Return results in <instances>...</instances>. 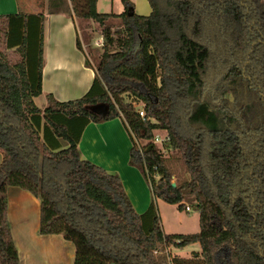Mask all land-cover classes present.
<instances>
[{
	"label": "trees",
	"instance_id": "trees-1",
	"mask_svg": "<svg viewBox=\"0 0 264 264\" xmlns=\"http://www.w3.org/2000/svg\"><path fill=\"white\" fill-rule=\"evenodd\" d=\"M71 1L78 18L103 27V52L84 96L48 95L43 110L34 101L43 18L0 15V264H20L10 186L40 199L39 233L71 241L74 264H163L162 250L194 243L201 256L170 264H264V0H148L149 15L132 0L119 14ZM112 19L122 24L113 29ZM125 93L145 103L148 119ZM118 117L153 196L181 209L193 201L199 232L166 234L154 202L138 213L121 176L82 157L85 127ZM157 130L167 132L162 148ZM169 150L188 173L176 185Z\"/></svg>",
	"mask_w": 264,
	"mask_h": 264
},
{
	"label": "crops",
	"instance_id": "crops-1",
	"mask_svg": "<svg viewBox=\"0 0 264 264\" xmlns=\"http://www.w3.org/2000/svg\"><path fill=\"white\" fill-rule=\"evenodd\" d=\"M132 1L138 14L151 13V6L149 12L145 7L143 11H139L138 0ZM119 5L117 12L113 13L124 11L122 0ZM2 14H20L25 18L39 15L43 18V93L34 98L39 108L43 110L48 106V95L59 101H69L84 96L90 90L96 71L84 46L78 45V17L71 0H0V15ZM132 146L128 129L120 117L89 123L79 142L83 158L108 171L113 170L112 168L116 170L114 172L121 176L136 211L143 213L150 207L153 193L152 188L151 193L147 189L143 172L130 162ZM106 154L112 164L100 161L101 156ZM1 160L0 154V162ZM137 188H141L140 191ZM40 212L39 198L20 187L8 188V217L20 264H74L76 248L71 241L62 234L39 233ZM196 244L201 248L200 243L192 245ZM173 249L183 250L184 247Z\"/></svg>",
	"mask_w": 264,
	"mask_h": 264
},
{
	"label": "rangeland",
	"instance_id": "rangeland-1",
	"mask_svg": "<svg viewBox=\"0 0 264 264\" xmlns=\"http://www.w3.org/2000/svg\"><path fill=\"white\" fill-rule=\"evenodd\" d=\"M38 1V0H37ZM41 1V0H39ZM99 1V2H98ZM98 2V9L100 13H109V12H117L120 7L121 0H97ZM139 3V11H143V7H145L146 11H150V5L148 0H138ZM142 3V4H141ZM145 14V13H142ZM78 24H79V30H80V38L82 45L84 46L86 52L89 54V58L91 62L95 65L97 63V59L103 52L102 47H97L93 45L96 37L101 35V30L103 27L97 22V21H91V20H84L81 18H78ZM122 23L119 19H112L110 21L109 25L113 27V29L120 26ZM12 58L14 61H17L20 59V55L15 53H12ZM129 93H125L124 100L127 102ZM159 134L161 136H166V131H155V135ZM132 141V140H131ZM139 143L143 144L144 141H139ZM138 143V144H139ZM160 148H162V143H158ZM163 150V149H162ZM164 156L169 159V164L171 167L176 171L175 174L172 175L173 183L177 184L179 180H181L184 177L188 176L186 167L183 162L178 160L179 154L173 150L164 151ZM99 159V158H98ZM102 162L106 164H112V160L109 159V156L106 154L104 156H101L100 158ZM113 166V165H112ZM111 166V167H112ZM113 170L109 172L115 173L116 170L112 168ZM115 171V172H114ZM144 181L147 186V189L151 193V185L148 179L144 176ZM139 191L141 188H137ZM153 193V192H152ZM152 202H154L158 216L161 220V224L163 227V230L166 234H192L197 233L200 231V212L195 207L193 201L191 200H185L184 204L185 206L183 209L179 207V204H173L166 202L165 200L161 198H157L152 196ZM186 205L191 206V210H186ZM173 249V247L167 248L162 250L159 254V256L162 258L163 264H170V258L172 257L174 260L175 256H178L179 258H194L196 255L201 256V248L198 244L196 245H187L184 246V249ZM184 251L188 253H184ZM181 256V257H180Z\"/></svg>",
	"mask_w": 264,
	"mask_h": 264
},
{
	"label": "built area",
	"instance_id": "built-area-1",
	"mask_svg": "<svg viewBox=\"0 0 264 264\" xmlns=\"http://www.w3.org/2000/svg\"><path fill=\"white\" fill-rule=\"evenodd\" d=\"M93 43H94L93 45H95L97 47H103V45H104V36L102 34L99 35L98 37H96V39H95V41ZM127 103H130L134 107L135 111L138 112L139 116L142 119H144V120L148 119L147 114H146V109H145V103L142 100H140V99L136 98L134 95L130 94L128 96ZM150 120L152 122H154V123L157 122L154 118H150ZM165 137L166 136H161L159 134H156L155 138H154V141L156 143H162V141H164ZM186 210L190 211L191 210V206L187 205L186 206Z\"/></svg>",
	"mask_w": 264,
	"mask_h": 264
},
{
	"label": "water",
	"instance_id": "water-1",
	"mask_svg": "<svg viewBox=\"0 0 264 264\" xmlns=\"http://www.w3.org/2000/svg\"><path fill=\"white\" fill-rule=\"evenodd\" d=\"M174 185H176V184H174Z\"/></svg>",
	"mask_w": 264,
	"mask_h": 264
}]
</instances>
